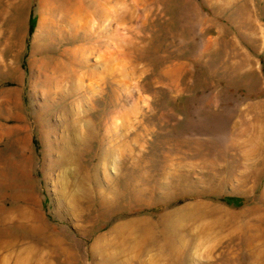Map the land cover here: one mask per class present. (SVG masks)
<instances>
[{"label": "rangeland", "instance_id": "1", "mask_svg": "<svg viewBox=\"0 0 264 264\" xmlns=\"http://www.w3.org/2000/svg\"><path fill=\"white\" fill-rule=\"evenodd\" d=\"M119 223L145 264L264 256V0H0V253L103 264Z\"/></svg>", "mask_w": 264, "mask_h": 264}, {"label": "bare ground", "instance_id": "2", "mask_svg": "<svg viewBox=\"0 0 264 264\" xmlns=\"http://www.w3.org/2000/svg\"><path fill=\"white\" fill-rule=\"evenodd\" d=\"M52 7H51L52 10H57L56 8H54V5ZM59 8L60 7H58V9ZM2 174H4V173H2ZM87 190L89 192V188L87 189V187H85L82 190V193L84 195L79 193L78 194L79 197L76 198V200H81L83 198H87V194H88ZM74 192H77V191H74ZM115 197H118V196H115ZM116 200L117 199H115L114 202ZM36 225L37 224L33 223L34 227ZM175 228L176 227L174 225L173 226H167L166 230L169 234L174 235V233H176ZM125 229H126V227H124L123 225H121L119 223V224L115 225L113 228V232L115 234V239L113 241L112 240H105L100 244L97 243V252L101 255V257H103V264H145L144 263L145 259L142 258V253L144 252V248L142 246L143 244L140 245L137 242H131V240H129V236L125 233ZM29 231L32 232L33 230L31 228H28V229H25L24 233L29 232ZM7 233H9L8 230L5 232H4V230L0 231V250H2V251L7 250L9 248L17 247L16 245H18V242H19V239L18 238L16 239L15 236H14V238L16 240H8V242L5 241V239H3V236L7 235ZM127 242H131V243L126 245ZM169 242H170L169 243L170 247L168 248V251L166 253H167V257L170 258L172 261L171 264H174L177 261L180 262L179 264H191L190 260H199L201 253H199V251H197L196 249L193 251L190 250V252H189V251L185 250L179 242H174V241H169ZM44 244H45V242H43V245ZM37 248H36V246L34 249L31 248V252L34 255L37 254L36 253ZM26 260H27V258H26ZM1 263L6 264V257H5V255H2V252L0 253V264ZM254 263L255 264H264V256H260L259 259L255 260Z\"/></svg>", "mask_w": 264, "mask_h": 264}, {"label": "trees", "instance_id": "3", "mask_svg": "<svg viewBox=\"0 0 264 264\" xmlns=\"http://www.w3.org/2000/svg\"><path fill=\"white\" fill-rule=\"evenodd\" d=\"M31 27H32V24L30 23V29H31Z\"/></svg>", "mask_w": 264, "mask_h": 264}]
</instances>
